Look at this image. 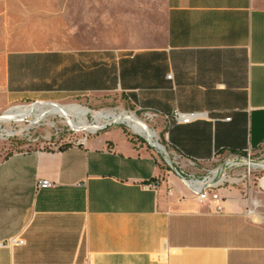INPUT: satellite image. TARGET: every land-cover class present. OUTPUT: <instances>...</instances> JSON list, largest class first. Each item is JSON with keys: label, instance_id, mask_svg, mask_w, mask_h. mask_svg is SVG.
Listing matches in <instances>:
<instances>
[{"label": "crops", "instance_id": "crops-1", "mask_svg": "<svg viewBox=\"0 0 264 264\" xmlns=\"http://www.w3.org/2000/svg\"><path fill=\"white\" fill-rule=\"evenodd\" d=\"M87 5L90 20L103 14L102 38L3 55L0 112L105 96L160 115L200 112L189 124L155 121L193 174L264 150V0ZM170 169L119 130L0 159V243L23 241L0 247V264H264V175L219 188L218 212Z\"/></svg>", "mask_w": 264, "mask_h": 264}, {"label": "rangeland", "instance_id": "rangeland-1", "mask_svg": "<svg viewBox=\"0 0 264 264\" xmlns=\"http://www.w3.org/2000/svg\"><path fill=\"white\" fill-rule=\"evenodd\" d=\"M102 10L101 8L100 11ZM93 12L92 8L91 13ZM89 18L87 0H0V61L3 55L10 50L71 48L73 42L76 41L77 43L79 38L80 40L83 38L87 39L88 36L90 38H102L105 33L103 14L97 12L91 20ZM32 103L35 102L11 104L2 110L0 114L11 106H30V104L33 105ZM54 103L56 105L85 107L92 112L104 113L112 110L116 112L124 110L128 113H133L145 121L152 129L151 131L154 130L156 140L168 153L170 152L167 143L163 139L161 129L158 130L156 122L146 120L138 110H134L122 98L112 96L77 97ZM22 120L24 121L21 122ZM88 120L90 123L92 122L90 115ZM32 121L33 118L25 117L16 121L21 123L9 122L0 124V159L14 152L29 151L38 147L48 149L64 144L83 143L87 138L102 134L107 130H119L134 144L146 146L158 154L147 141L134 134L124 124L111 123L96 133L90 134L83 132L81 129L73 131L66 124L64 118L54 116L49 117L46 121L39 122V124L28 130L20 132ZM48 122H51L52 126H48ZM143 126L148 128L145 124ZM5 130L14 134L9 137H2V131ZM251 158L264 160V150L257 153L252 152ZM161 160L166 168L170 169L163 161L162 156ZM170 160L174 162L172 156H170ZM223 161L216 160L212 162L210 167L216 168ZM174 167L181 171L185 177L189 175L200 177L203 175L202 171H198V174H193V169L184 166L180 161L174 164ZM248 171L249 168L246 165H242L234 169L230 175L231 178H241L240 182L250 184V186H257L258 179L264 175V169H250V173ZM182 186L187 189L183 184Z\"/></svg>", "mask_w": 264, "mask_h": 264}, {"label": "built area", "instance_id": "built-area-1", "mask_svg": "<svg viewBox=\"0 0 264 264\" xmlns=\"http://www.w3.org/2000/svg\"><path fill=\"white\" fill-rule=\"evenodd\" d=\"M168 79H171V75L167 76ZM138 111L143 115L146 120L156 121L157 118H162L163 123L166 127H169L172 124H189L193 121L199 120L201 118H205V114L200 112H191L184 113L178 110H174L169 115H160L157 112L151 110H142L138 109ZM84 142V141H83ZM168 146V145H167ZM170 152L168 153L164 148L162 154H160L163 158L165 164L174 169L175 175L181 180L182 184L194 194L197 202L200 204H205L208 207L214 205L216 211L221 210V202L222 197L218 193L219 188L226 186L227 184H237L241 181V178H231L230 173L236 169L241 167L242 165H246L247 162L251 161L256 164H264V160L262 159H252L251 151L247 150L244 156H229L228 158L222 159L224 160L222 164H219L216 168H203L201 171L203 175L200 177H195L194 175H189L185 177L181 171H178L174 164L179 163V161L186 167H192L195 165L194 160H187L185 162L181 161V156L174 153L170 147L168 146ZM170 156L173 157L174 162L170 160ZM216 161V160H215ZM214 161V162H215ZM249 168V167H248ZM250 169H260L257 168H249L248 173H250ZM52 186V183L48 180H39L36 184L37 189L41 188H49ZM145 188L151 190H157L158 184L156 182H151L145 185ZM247 214L253 215L254 208H248ZM23 241L17 238H10L5 242L0 243V247H11L13 245H22Z\"/></svg>", "mask_w": 264, "mask_h": 264}, {"label": "bare ground", "instance_id": "bare-ground-1", "mask_svg": "<svg viewBox=\"0 0 264 264\" xmlns=\"http://www.w3.org/2000/svg\"><path fill=\"white\" fill-rule=\"evenodd\" d=\"M30 104V106H11L0 114V124L16 122L25 117L33 118V121L29 122V125L21 129L20 132L30 129L31 127L39 124L41 121H46L49 117H61L66 120V124L71 130L76 131L77 129L83 130L86 133L94 134L98 130H101L111 123L124 124L134 134L140 136L147 141L155 150L163 151L164 147L156 140L155 133L147 125V123L138 118L133 113H128L124 110L107 111V112H92L85 107L74 106V105H56L54 102H36ZM92 117V122L88 120V116ZM28 119V118H26ZM16 120V121H15ZM25 120V119H24ZM22 120L21 122H23ZM16 122V123H21ZM146 125L145 128L143 124ZM48 126H52V123L48 122ZM14 133L8 130L2 131L1 136H12ZM249 168L264 169V164H256L251 161L246 163Z\"/></svg>", "mask_w": 264, "mask_h": 264}, {"label": "water", "instance_id": "water-1", "mask_svg": "<svg viewBox=\"0 0 264 264\" xmlns=\"http://www.w3.org/2000/svg\"><path fill=\"white\" fill-rule=\"evenodd\" d=\"M36 103V102H35ZM149 144V143H148ZM150 145V144H149ZM151 146V145H150ZM152 147V146H151ZM153 148V147H152ZM154 149V148H153ZM155 150V149H154ZM159 154H162L163 155V153H162V151H159V150H156Z\"/></svg>", "mask_w": 264, "mask_h": 264}]
</instances>
